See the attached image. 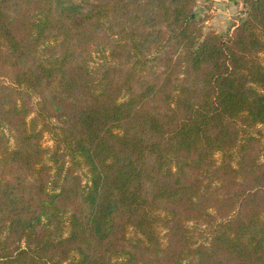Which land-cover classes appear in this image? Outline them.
<instances>
[{
	"label": "trees",
	"instance_id": "trees-1",
	"mask_svg": "<svg viewBox=\"0 0 264 264\" xmlns=\"http://www.w3.org/2000/svg\"><path fill=\"white\" fill-rule=\"evenodd\" d=\"M10 1L0 161L30 179L1 210L0 264H264V0L225 37L193 0Z\"/></svg>",
	"mask_w": 264,
	"mask_h": 264
},
{
	"label": "rangeland",
	"instance_id": "rangeland-1",
	"mask_svg": "<svg viewBox=\"0 0 264 264\" xmlns=\"http://www.w3.org/2000/svg\"><path fill=\"white\" fill-rule=\"evenodd\" d=\"M25 0H15L10 1L8 3L9 9L13 10V8L17 6L24 5ZM74 4L78 6L81 11H84L92 2V0H72ZM194 14V18L199 20L198 24L201 29V33H206L208 31H213L217 35L221 37L227 36L232 28L237 25L246 12V5L244 0H193V6L191 9ZM149 13V12H148ZM147 13V14H148ZM148 26V25H147ZM149 49H144L143 54L152 58L149 63L152 66L151 71L157 72L160 70V65L157 62V57L162 55L165 50L169 48L168 41L162 40L159 43L151 42L148 45ZM98 48H101L98 46ZM105 48V46H104ZM172 49V48H170ZM169 50V49H168ZM100 52L94 46L90 47L88 55H85L90 65L97 64L101 57ZM106 52V51H104ZM10 77L8 75L0 76V85L10 88ZM22 97L25 98L33 112L37 106V98L30 93L27 94L23 92ZM0 134L3 135V138L6 141V145L8 147H12L13 145V134L12 131L6 126L0 125ZM41 142L44 146H51V141L47 134L43 135ZM79 174L81 183H85L87 181V177L85 175L84 169L82 166L76 168ZM21 172V171H20ZM19 175L17 171H5V166L0 161V218L1 210L17 196H19V192H21L24 186H29L30 177L25 174H20V180L16 178ZM188 227L192 230L193 238L196 242L205 240L208 235V227L200 222H187ZM5 232L0 233V239L3 238Z\"/></svg>",
	"mask_w": 264,
	"mask_h": 264
}]
</instances>
